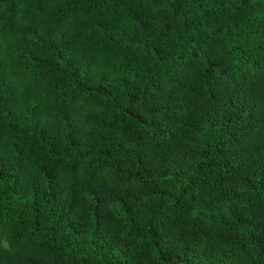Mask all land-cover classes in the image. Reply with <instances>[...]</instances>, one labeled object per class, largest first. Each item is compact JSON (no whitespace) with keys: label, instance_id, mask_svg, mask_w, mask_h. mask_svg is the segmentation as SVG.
Here are the masks:
<instances>
[{"label":"trees","instance_id":"trees-1","mask_svg":"<svg viewBox=\"0 0 264 264\" xmlns=\"http://www.w3.org/2000/svg\"><path fill=\"white\" fill-rule=\"evenodd\" d=\"M0 264H264V0H0Z\"/></svg>","mask_w":264,"mask_h":264}]
</instances>
